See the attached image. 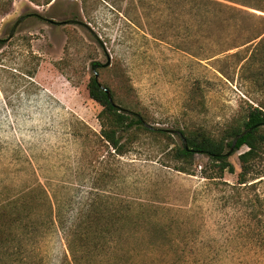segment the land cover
<instances>
[{
	"label": "rangeland",
	"instance_id": "obj_1",
	"mask_svg": "<svg viewBox=\"0 0 264 264\" xmlns=\"http://www.w3.org/2000/svg\"><path fill=\"white\" fill-rule=\"evenodd\" d=\"M47 1L0 11V208L22 216L7 225L0 264H74L56 213L84 224L89 208L120 214L109 223L122 228L113 249L125 264H264V153L243 184L246 146L230 156L235 172L214 179L200 153L191 173L174 168L168 153L183 142L174 133L144 132L120 155L101 136L102 106L87 87L92 64L110 58L104 77L127 80L129 104L153 127L220 136L264 110V88L248 77L263 63L252 64L261 37L246 42L261 20L190 28L169 18L165 0ZM77 8L91 29L60 23ZM111 254L93 264H116Z\"/></svg>",
	"mask_w": 264,
	"mask_h": 264
},
{
	"label": "trees",
	"instance_id": "obj_2",
	"mask_svg": "<svg viewBox=\"0 0 264 264\" xmlns=\"http://www.w3.org/2000/svg\"><path fill=\"white\" fill-rule=\"evenodd\" d=\"M11 1L0 0V11H9L8 6ZM32 1L36 2L37 0ZM138 1L143 4L144 0ZM165 3L169 11V18L172 20L182 18L186 25L189 21L190 28L195 25L199 28H204L208 27L211 22H221L228 29L233 23L240 24L239 19L242 22H246L247 20L257 22L261 20L263 27H257L256 32H254L255 34H251L253 36L248 37V41L246 42L261 37L254 47L261 49L260 52L258 51V54H255L252 64L257 61H263V63H260L261 65L257 69L251 68L250 72H248V77L264 88V57L260 56L261 52H263L262 48H264V0H165ZM246 8L258 10L261 13ZM126 12L127 10H124V14L120 11V13L127 16ZM64 14L70 15L71 19H77L79 18L80 10L77 8L76 10L65 11ZM252 18H256V20ZM253 21L251 24L254 23ZM235 29L242 31L244 27L236 25ZM4 42V39H0V47ZM108 68V66L99 63L96 69L98 78H96V75L92 71L87 84L90 97L102 106L98 119L101 125V136L107 144L116 153L124 155L130 150V146L140 139L141 134L144 132L162 135L168 140L172 139L173 134L168 129L146 126L145 123L149 124L148 115L139 109V104H129L128 102L127 80L124 79L122 83L116 84L113 79H106L103 73ZM119 79H116V81ZM100 84H104L109 88L114 104L110 101L107 92L100 87ZM246 129L250 130L238 139L234 150L230 152L234 138ZM180 131L187 140L188 148L182 142L181 145H176L168 154L176 162L174 168L182 172H192L193 157L196 153H200L208 158L206 165L201 167V172L204 176L211 179L223 177L226 172H235V166L230 160V156L234 152L239 151L243 146H246L248 149L239 154L241 172L239 173L238 183L243 184L249 181L247 174L254 169L255 162L264 153V110L260 107L251 108L245 118L235 125L226 127L220 136H214L202 128H186ZM106 211L104 208L100 210L89 208L87 211L89 212L87 213L89 220H85L84 224L79 223V221L71 225L63 222L60 214L56 213V218L64 233L72 256L71 258L76 264H93L96 260H105L104 256L112 253L113 250L115 255L111 254L106 260L107 263L111 257L115 256L117 259L116 264H125L126 261L115 252V248L113 249V244L116 243L115 237L122 235V228L109 223V220L112 222L118 221L120 214L118 213L119 216L117 217L114 215L110 216L109 211ZM50 213L51 219L54 221L52 209ZM84 213L81 212L78 219ZM20 214L17 211L12 218L10 210H5L4 207L0 208L1 249L7 246L6 242L4 243L7 238L6 233H8L7 225H9L12 219L13 221L14 219L16 221L22 220ZM125 217L122 214V218ZM104 220H106V223H102Z\"/></svg>",
	"mask_w": 264,
	"mask_h": 264
},
{
	"label": "water",
	"instance_id": "obj_3",
	"mask_svg": "<svg viewBox=\"0 0 264 264\" xmlns=\"http://www.w3.org/2000/svg\"><path fill=\"white\" fill-rule=\"evenodd\" d=\"M25 17H26V16L23 15V16H21V17L15 22V24H14L12 30H11V33H10L9 38H11V37L14 35V33H15L17 27H18L19 24L25 19ZM60 23H61V24H80V25H83V26H85V27L91 29L90 26H89L87 23H85V22H83V21H81V20H78V19H67V20H64V21H60ZM93 34H94V36H96V34H95L94 32H93ZM96 37H97V36H96ZM97 38H98V37H97ZM99 42H101V41H99ZM101 43H102V42H101ZM110 63H111V60H110V58H108L107 62H105L104 65H105V66H108V65H110ZM98 65H99L98 62H94V63L92 64V71H93L94 74L96 75V78H98V72L96 71ZM100 87H101L105 92H107L110 101L114 104V101H113V99H112V96H111V93H110L109 88L106 87L104 84H100ZM145 124H146V126H148V127H153L152 125H150V124H148V123H145ZM249 130H250V129H246V130H244L243 132H241L240 134H238V135L234 138V140H233V142H232V147H231V149H230V152L234 150L235 145H236L238 139H239L240 137H242L243 135H245ZM170 132H171V133H174V134H177L178 136H180L181 139H182V141H183V143H184V145H185V147L188 148L187 140H186V138L184 137V135L182 134V132H181L180 130H174V129H173V130H170Z\"/></svg>",
	"mask_w": 264,
	"mask_h": 264
},
{
	"label": "flooded vegetation",
	"instance_id": "obj_4",
	"mask_svg": "<svg viewBox=\"0 0 264 264\" xmlns=\"http://www.w3.org/2000/svg\"><path fill=\"white\" fill-rule=\"evenodd\" d=\"M25 16H26V15H25ZM28 16H30V15H28ZM26 17H27V16H26ZM26 17H25V18H26Z\"/></svg>",
	"mask_w": 264,
	"mask_h": 264
}]
</instances>
